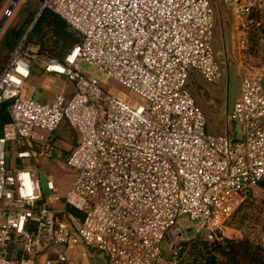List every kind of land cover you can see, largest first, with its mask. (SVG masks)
Segmentation results:
<instances>
[{
	"label": "built area",
	"instance_id": "2783aa9c",
	"mask_svg": "<svg viewBox=\"0 0 264 264\" xmlns=\"http://www.w3.org/2000/svg\"><path fill=\"white\" fill-rule=\"evenodd\" d=\"M220 1L232 18V51L240 54L248 29L264 24V0ZM42 9L80 36L61 59L48 57L42 66L74 89L50 102L21 95L33 44L16 45L0 71L9 116L0 131V264H40L43 254L44 264H69L64 250L79 244L108 264H179L175 229L184 219L192 236L221 239L248 190L264 181V64L238 55L240 88L229 117L243 124V134H211L186 87L191 70L208 83L222 77L211 0H42ZM79 62L142 101H120L81 73ZM62 120L78 134L65 159L75 176L63 200L82 218L47 204L35 165ZM45 183L50 200H59L54 181Z\"/></svg>",
	"mask_w": 264,
	"mask_h": 264
},
{
	"label": "rangeland",
	"instance_id": "374dc122",
	"mask_svg": "<svg viewBox=\"0 0 264 264\" xmlns=\"http://www.w3.org/2000/svg\"><path fill=\"white\" fill-rule=\"evenodd\" d=\"M12 0H0V71L3 69L6 61L10 56L3 44V37L6 31L12 27H18L24 21L26 16V7L32 11L33 21L26 28L23 37L17 42L23 44L37 45L35 42H28L27 33L29 28L34 24L36 17L40 14L41 1L38 0H17L13 6L10 16H3V12L8 8ZM215 17L213 28V48L216 61L222 70V77L213 82H206L196 70H191L186 87L195 98L196 102L206 116V131L211 134H224L228 130L231 137L239 138L243 134V124L234 122L230 119L229 114L233 106L235 98L240 88V73L238 71V55L242 59L252 64H264V34L258 35L256 42L246 46L245 51L240 54L233 49V42L230 39L233 32L232 18L229 8L220 0H211ZM15 45V46H16ZM232 51V52H231ZM31 62V69L37 79L36 85L31 90L34 91L33 98L43 102L41 92L54 94L62 89V82L50 76L38 73L39 68L43 64L46 55L41 52L28 53ZM79 70L87 76H95L100 86L109 94L118 98L120 101L134 106L142 101L140 95L133 90L123 86L112 77L99 71L93 66L85 62H79ZM28 84L25 82L21 90V95H26ZM66 155L59 150L58 147L50 146L49 151L41 155L35 161L38 170V176L41 184L43 197L48 205H60V201L50 200L52 192L46 188V179H51L55 183V194L63 198L70 187V182L74 178V172L65 165ZM250 203L246 205L243 215H238L233 221L235 227L238 228L243 238L250 241L264 244V187L259 183L254 193L250 196ZM72 216L71 214H69ZM191 221L184 219L178 220L175 231L181 232V239L186 240L192 237L187 230L191 225ZM232 223V221H231ZM200 239H203L199 237ZM234 239V238H233ZM164 253H167L168 244L162 245ZM66 257L70 260L69 264H102L99 260L100 252H92L86 248L77 246L73 249L65 250ZM45 254L42 255L41 262L43 264ZM106 259V258H105Z\"/></svg>",
	"mask_w": 264,
	"mask_h": 264
},
{
	"label": "trees",
	"instance_id": "16d2710c",
	"mask_svg": "<svg viewBox=\"0 0 264 264\" xmlns=\"http://www.w3.org/2000/svg\"><path fill=\"white\" fill-rule=\"evenodd\" d=\"M28 8L26 7L27 13L23 23L18 27L8 29L3 37V44L8 52L13 50L26 28L33 21L34 15ZM262 34H264V24L248 29L246 32L247 45L251 44L252 46L256 42L257 36ZM27 36L28 42L37 43V52L44 53L47 58L62 57L74 42L80 41V36L75 30L58 15L47 9L40 11ZM8 120L6 103L0 102V130ZM260 184L264 187V181H261ZM247 193L250 194V190ZM65 213H69L73 217H83V212L68 205H65ZM180 244L179 264H264V244L246 238L222 237L217 240H207L192 236L181 240Z\"/></svg>",
	"mask_w": 264,
	"mask_h": 264
},
{
	"label": "crops",
	"instance_id": "0c3cea01",
	"mask_svg": "<svg viewBox=\"0 0 264 264\" xmlns=\"http://www.w3.org/2000/svg\"><path fill=\"white\" fill-rule=\"evenodd\" d=\"M62 57H60V58L57 57V58L61 59ZM46 59H47V57H45V60H44L43 64L45 63ZM43 64L39 68L38 73H40L42 75L50 76V77H52V78H54L56 80L61 81L62 82V87H61L62 89L60 90V92L65 93L67 96L71 95L72 92H73V89H74L73 88V84L67 78H65L62 75H57V74H54V73H46V72H44L43 69H42ZM190 72H189V74H190ZM35 74L36 73H34L32 71V69H31L30 76L26 80V83L28 84V88H27V91H26V96H31L32 98H33V95H34V91L31 90V89L37 83V79H35V77H34ZM56 93H58V92H55L54 94H56ZM54 94L41 92V97L44 100L43 102H50L52 100ZM47 138L48 139H47L46 143L40 145V148L44 149V153L49 151L50 146H54V147H58L59 150H61L65 155H67L69 153L70 149L76 144L77 139H78V134L76 133V131L72 127H70V125L65 120H62L61 123L59 124V126L51 134H49ZM36 149H39V148H36ZM39 158H36V160H38ZM10 161H13V159L11 158ZM254 191H255V189L250 190L251 193L250 194L247 193V196H246L245 200L234 210L232 216L228 219V221L225 223V225L223 227L222 237H228V238H232V239L233 238L234 239L243 238V236L241 234H238V232H240V231L238 230L237 227L234 226L233 221L237 219L238 215L240 216V215L244 214L245 207H246L247 204L250 203V200H251L250 196L254 193ZM55 201H60L59 207L55 206V205H49V206L54 208V209H57V210H64L65 211V205L66 204L64 203L63 198L60 197L59 200H55ZM231 221H232V223H231ZM77 246H80L82 248H86V250H89L90 253L96 251L92 247H87V246L80 245V244L77 245ZM65 250H64V252H65ZM18 253H20V251ZM51 256L54 257L55 255L51 254ZM98 256H99V260L102 262V264H108L104 256L102 257L99 254H98ZM41 258H42V256L39 259V263L40 264H42ZM68 261H70V260L68 259ZM60 264H64V263H60Z\"/></svg>",
	"mask_w": 264,
	"mask_h": 264
}]
</instances>
